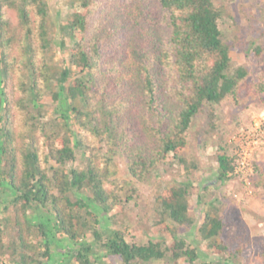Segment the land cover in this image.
<instances>
[{"label": "trees", "instance_id": "obj_1", "mask_svg": "<svg viewBox=\"0 0 264 264\" xmlns=\"http://www.w3.org/2000/svg\"><path fill=\"white\" fill-rule=\"evenodd\" d=\"M223 13L214 0H80L59 22L68 52L57 67L49 0H0V193L9 194L0 264H51L58 233L71 242L65 264H108L106 256L198 262V245L178 232L196 222L189 198L198 164L183 155L189 130L195 117L207 109L213 117L215 105L244 89L264 92V46L254 48L263 70L250 84L247 68L231 70L239 40H223ZM117 154L138 182L170 160L186 174L159 192L161 216L146 242L102 227L94 210L112 212L132 198L134 189L115 177ZM216 161L218 180L239 176L226 146ZM249 178L264 190L258 161ZM225 226L208 211L198 231L234 264L242 249L224 240Z\"/></svg>", "mask_w": 264, "mask_h": 264}, {"label": "rangeland", "instance_id": "obj_2", "mask_svg": "<svg viewBox=\"0 0 264 264\" xmlns=\"http://www.w3.org/2000/svg\"><path fill=\"white\" fill-rule=\"evenodd\" d=\"M214 2L224 10L220 20L223 40L226 42L239 40L237 46L231 50V70L244 66L249 70V83H256L263 67L253 56V52L257 45L264 46V0H214ZM79 3L80 0H49L52 30L57 47L54 58L57 67L61 66L68 52L61 44L59 22L63 16L69 15L73 8L78 7ZM47 110L49 117L53 111V103L48 105ZM214 111L213 117L209 109L195 117L189 130L188 144L183 155L198 164V169L192 172L194 187L189 198L190 212L196 222L191 227L178 226V232L198 245L199 260L196 264H228L222 256L209 249L208 242L202 240L198 231L206 212H217L226 222L224 240L230 247L242 249L239 256L232 257V262L260 264L259 253L264 249V190L262 187H256L252 178H249V181L241 176L228 181L218 180L216 152L219 146L223 145L234 153V137L237 133L264 115V92H259L254 87L244 89L236 100L230 99L215 105ZM114 160L115 177L133 188L134 193L120 209L105 212L95 206L94 210L102 219V227L120 228L131 240L146 242L150 236L155 235V223L161 216L157 198L159 192L164 187L185 179V171L178 163L170 160L159 166L148 180L138 182L130 175L124 157L117 154ZM254 160L264 168V148L256 153ZM77 162L81 160L78 159ZM8 196L7 192L0 193L2 216L9 214V211L4 210V201ZM45 213L46 210L41 214ZM170 225L174 224L170 222ZM8 232L9 235H13L10 229ZM56 237L58 240L52 245L54 258L51 264L62 261V254L71 243L68 239H63L61 233ZM220 240L222 238H217V241ZM101 253L103 255L104 251L101 250ZM225 256H228V253ZM103 259L108 264H124L121 259L113 256H106ZM141 264L174 263L153 260Z\"/></svg>", "mask_w": 264, "mask_h": 264}, {"label": "built area", "instance_id": "obj_3", "mask_svg": "<svg viewBox=\"0 0 264 264\" xmlns=\"http://www.w3.org/2000/svg\"><path fill=\"white\" fill-rule=\"evenodd\" d=\"M235 174L249 181L256 153L264 148V115L234 137Z\"/></svg>", "mask_w": 264, "mask_h": 264}]
</instances>
